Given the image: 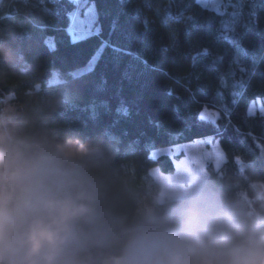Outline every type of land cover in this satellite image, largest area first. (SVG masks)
Here are the masks:
<instances>
[{
	"label": "clouds",
	"instance_id": "obj_1",
	"mask_svg": "<svg viewBox=\"0 0 264 264\" xmlns=\"http://www.w3.org/2000/svg\"><path fill=\"white\" fill-rule=\"evenodd\" d=\"M0 65L29 84L0 92V264H264V153L136 178L134 145L62 119L76 71L41 73L3 39Z\"/></svg>",
	"mask_w": 264,
	"mask_h": 264
},
{
	"label": "trees",
	"instance_id": "obj_2",
	"mask_svg": "<svg viewBox=\"0 0 264 264\" xmlns=\"http://www.w3.org/2000/svg\"><path fill=\"white\" fill-rule=\"evenodd\" d=\"M92 1L97 29L74 42L69 34L73 0H0V39L41 73L78 68L107 42L92 70L80 77L81 98L65 111L64 121L88 136L107 129L122 147L134 145L136 160L124 163L136 178L153 167L174 172L172 158L153 156L154 150L205 137L217 140L229 168L240 153H264V113L249 115L252 102L264 105V0H255L257 15L252 18V0H245L235 32L229 33L232 45L219 31L221 21H230L236 11L231 6L221 5L228 15L220 17L198 0ZM47 38L53 39L54 49ZM203 49L211 55H198ZM241 49L248 55L237 65L233 60L243 56ZM215 56L222 57L219 64H214ZM230 71L236 81L246 82L237 87L235 98L231 77L229 87L221 86V74ZM28 87L19 69L0 65V92L19 96ZM122 107L127 115L119 111ZM206 108L217 114L203 116Z\"/></svg>",
	"mask_w": 264,
	"mask_h": 264
},
{
	"label": "rangeland",
	"instance_id": "obj_3",
	"mask_svg": "<svg viewBox=\"0 0 264 264\" xmlns=\"http://www.w3.org/2000/svg\"><path fill=\"white\" fill-rule=\"evenodd\" d=\"M198 2L202 6H204V0H198ZM75 4H76V8L73 13H76V15L75 16L72 15L71 24L69 26V34L72 40H73V32L82 26L87 28L89 23H91V29H92L91 33L95 32L97 29V27L95 26L96 7L94 2L92 0H79V2ZM90 9H92L91 12L89 11ZM97 51L86 64L78 68H75L71 71L77 72V71L86 70L89 66V63L93 60V57L96 55ZM84 72L86 71H83V73ZM250 108H254L255 112L261 111V108H264V105L262 104L261 101L257 100L252 102L249 109ZM214 114H217V112L211 111V109L208 108L204 109L203 111V116L206 117L207 116L211 117ZM160 154L169 155L173 160V164L175 168L174 172L172 173L162 172L158 167L152 168L157 170L158 175H162V176H168L170 174H174L179 170H181L182 168H195L201 163H206V166L208 164H211L212 167H214L215 160L221 159V157L224 156L217 140L212 137L201 138L190 143L160 147L152 152L153 156H157Z\"/></svg>",
	"mask_w": 264,
	"mask_h": 264
},
{
	"label": "snow or ice",
	"instance_id": "obj_4",
	"mask_svg": "<svg viewBox=\"0 0 264 264\" xmlns=\"http://www.w3.org/2000/svg\"><path fill=\"white\" fill-rule=\"evenodd\" d=\"M23 3L27 4L29 3V0H22ZM43 2V0H41V3ZM79 0H73V3H78ZM245 3V0H239L238 3H233V0H204V7H211L213 8L217 14L220 17H224L226 15H228V13L226 11H222L221 10V5L224 6V8L226 9L228 6H231L232 8L236 9V11H234L231 14V20H222L221 21V29L219 30L220 33L223 35L224 40L226 41L227 44L232 45L235 43L234 39L229 35L230 32H235V25L239 22V17L241 15L239 9L243 8ZM46 10V9H45ZM257 4L255 3V0H252V4H251V8L249 11V18L255 17L257 15ZM90 12L92 11V9L89 10ZM73 16L76 15V13L72 14ZM193 17H188V20H192ZM113 27H115V24L113 25ZM91 23H89L88 27H80L79 29L75 30L73 32V41L75 42L78 39H83L85 35H89L91 34ZM45 43L48 45V47L50 49H54L55 48V44L52 41L51 38H48L47 40H45ZM107 45V42H105L104 45L101 46V48L97 51L96 55L93 57V60L89 63V66L86 70H82V71H77L74 72L72 75L74 77H81L83 75V71H91L92 68L94 67L95 61L97 59H99V57L101 56L102 52H103V48L104 46ZM114 51H116L117 53H122L124 52L123 49L120 48H115ZM243 53V56L241 55H237L234 60L233 63L237 64V65H242L244 63V58L248 55L246 50L241 49L240 50ZM129 55H134L133 53H128ZM198 55H203V56H209L211 55V53L209 52L208 49H203L200 53H198ZM137 59H140L139 57H137ZM222 60V57L220 56H215L213 57V62L214 64H219V62ZM145 64H147V62H144ZM240 70L243 72L246 69L241 67ZM217 71H219V69L217 68ZM235 73L234 72H229L227 74H221L220 76V80H221V86L222 88H227L229 87L228 84V79L231 77L232 78V84H231V88H232V96L235 98L236 96H238L240 93L236 91L237 87L239 86H244L246 84V82L244 80H239L236 81L234 79ZM217 95L220 96L221 92L218 90L217 91ZM119 111L123 114V115H127L128 114V109L125 107H122L121 109H119ZM225 111H227V108H225ZM261 112L264 113V108H261ZM255 113V109L254 108H250L249 109V115H253ZM95 116V111L93 110V117ZM203 118V117H202ZM158 126V125H157ZM222 163L221 159H217L216 160V164L217 166H219Z\"/></svg>",
	"mask_w": 264,
	"mask_h": 264
}]
</instances>
